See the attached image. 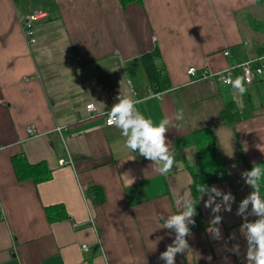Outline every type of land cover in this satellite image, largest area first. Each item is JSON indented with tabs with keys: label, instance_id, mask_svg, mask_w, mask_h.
I'll return each instance as SVG.
<instances>
[{
	"label": "crops",
	"instance_id": "crops-1",
	"mask_svg": "<svg viewBox=\"0 0 264 264\" xmlns=\"http://www.w3.org/2000/svg\"><path fill=\"white\" fill-rule=\"evenodd\" d=\"M36 11L47 17L36 23L38 43L31 48L22 20ZM258 25H264L259 0H141L128 6L119 0H0V264H165L158 257L175 233L162 229L163 218L178 214L177 198L191 193L187 165L196 163L195 133L202 129L213 133L227 171L211 186L230 190L236 203L232 212L220 213L223 239L216 240L207 232L212 213L204 196L203 226L187 237L191 249L177 254L176 264H247L226 251L225 242L246 249L244 220L236 211L253 191L241 171L264 169V77L244 81L241 96L231 84L196 81L187 70L218 72L263 57ZM156 48L171 84L163 92L147 86L141 59ZM120 91L141 101L136 108L154 125L173 118L166 133L175 153L169 173L155 171L153 161L125 147L119 129L105 124ZM246 94L251 114L224 123L226 104L234 102L239 113L250 108ZM88 102L97 110L91 118ZM180 110L183 120L175 121ZM14 157L45 163L51 178L20 180ZM60 159L72 165H60ZM92 187L103 190L104 202ZM260 193L264 198V180ZM55 205L65 208V218H48L46 208ZM233 233L236 240H229Z\"/></svg>",
	"mask_w": 264,
	"mask_h": 264
},
{
	"label": "clouds",
	"instance_id": "clouds-1",
	"mask_svg": "<svg viewBox=\"0 0 264 264\" xmlns=\"http://www.w3.org/2000/svg\"><path fill=\"white\" fill-rule=\"evenodd\" d=\"M246 75L249 69L245 67ZM258 74L264 75V70L258 69ZM232 85L242 96L247 89L244 86V77H237L232 80L230 77L225 80ZM248 83H251V76L248 75ZM159 98V96H157ZM116 103L108 111L107 125L120 130L121 135L125 137V147L132 152H138L140 156L153 161L156 166L155 171L161 175L169 173L175 165V153L170 151V143L166 133L169 127H174L173 118L165 117L159 125H154L153 121L145 118L136 108V104L141 101L133 100L129 95H122L121 91L116 96ZM93 105H88L91 111ZM175 121L183 120V110L178 111L174 117ZM59 131V129H57ZM264 153V150H260ZM162 165V166H161ZM255 165V163L253 164ZM233 168L237 165L233 164ZM129 178V183H134V178L129 173L124 174ZM241 179L245 185L252 188L245 198L238 205L236 215L243 218L244 223L240 227V234L246 240V249L241 250V245L235 243L231 248L225 250L233 254L243 256L247 264H264V198L260 193V183L264 180V169L253 166L251 170H243L240 173ZM196 191L201 194L200 201L207 195L204 201V207L211 210L210 226L207 232L213 239H223L221 228L223 216L222 212H232L233 204L236 203L235 195L229 190L227 192L217 186L197 185ZM176 204L180 211L178 214H171L164 219L162 229H168V235L175 233L171 244L166 246V250L160 253L158 260L165 264H176L177 254H186L191 247L187 237L192 235L191 226L196 221L194 217L198 214L196 207V198L190 192H185L179 196ZM251 206V208H250ZM250 208V210H249ZM249 217H257L255 220H249ZM162 240L163 237H158ZM229 240H236L235 233L231 234ZM227 261L228 257H224Z\"/></svg>",
	"mask_w": 264,
	"mask_h": 264
},
{
	"label": "trees",
	"instance_id": "trees-1",
	"mask_svg": "<svg viewBox=\"0 0 264 264\" xmlns=\"http://www.w3.org/2000/svg\"><path fill=\"white\" fill-rule=\"evenodd\" d=\"M123 6L140 2L141 0H119ZM264 3V0H259ZM258 28H263L264 25H258ZM143 66L146 70V84L155 92H163L171 87L168 75L163 68L157 64L159 59V50L156 48L153 51L146 52L141 57ZM245 103L250 105V97L245 95ZM251 105L242 112L236 111V104L234 102L225 105L221 112V117L224 123L234 124L237 120L248 117L251 114ZM195 146L197 150L196 163L194 165H187L192 176L191 194L196 198L197 215L194 217L196 223L190 226L191 230L203 226V216L200 208V193L196 191L197 185H208L224 180L227 178V171L224 163L217 154L216 142L213 133L209 129H202L195 133ZM13 164L16 175L20 180L31 179L37 183L46 181L51 178V171L43 162L31 165L26 164L24 159L14 157ZM91 190L95 194V199L98 202H104L105 196L100 187H92ZM46 214L50 220H61L65 218L66 212L63 206H49L46 208Z\"/></svg>",
	"mask_w": 264,
	"mask_h": 264
},
{
	"label": "built area",
	"instance_id": "built-area-1",
	"mask_svg": "<svg viewBox=\"0 0 264 264\" xmlns=\"http://www.w3.org/2000/svg\"><path fill=\"white\" fill-rule=\"evenodd\" d=\"M46 17H47L46 12L36 11V12L29 14L28 16H26L22 20V30H23L24 36L27 39L29 46L31 48L32 47L34 48L38 43V36H37L38 29H37L36 23L39 21H44V19ZM224 54L229 55L230 53H229V51H225ZM245 67H247L249 69V73L247 75L245 72ZM258 69L264 70V56L250 60V61H247V62L242 63L239 66L234 67V68L227 67L224 70L218 71V72H212L209 70H202L201 72H198V69L195 66H191L188 68L187 73L189 76H192L196 81L213 78V79H216V80L222 82L223 84H229V83H226L225 80L229 77L233 80V76H234L235 72L239 71L241 73L242 77H244V81L246 83H248V75H250L251 76V83H252L257 78L264 77V75L258 74V72H257ZM88 105H93V108L91 111H89ZM84 108L87 112V117H89V118L93 117L94 114L97 113L94 102L86 103ZM107 113L108 112H105V114H104L105 115L104 122L106 125H107V119H108ZM60 128L61 127H58L59 130H60ZM28 131L31 134H34V127L30 126L28 128ZM59 163H60V165H72L71 160L66 161L65 159H60ZM83 248L87 249L88 246L83 245Z\"/></svg>",
	"mask_w": 264,
	"mask_h": 264
}]
</instances>
